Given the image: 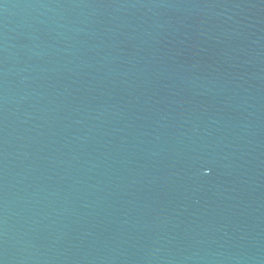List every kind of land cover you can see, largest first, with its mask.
I'll use <instances>...</instances> for the list:
<instances>
[{"label":"water","instance_id":"1","mask_svg":"<svg viewBox=\"0 0 264 264\" xmlns=\"http://www.w3.org/2000/svg\"><path fill=\"white\" fill-rule=\"evenodd\" d=\"M0 264H264V0H0Z\"/></svg>","mask_w":264,"mask_h":264}]
</instances>
